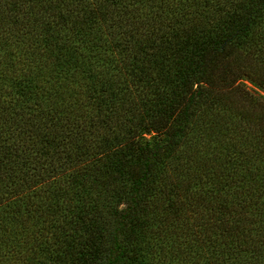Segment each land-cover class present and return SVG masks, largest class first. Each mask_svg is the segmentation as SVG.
Masks as SVG:
<instances>
[{"label": "trees", "instance_id": "trees-1", "mask_svg": "<svg viewBox=\"0 0 264 264\" xmlns=\"http://www.w3.org/2000/svg\"><path fill=\"white\" fill-rule=\"evenodd\" d=\"M243 81L264 0H0V264H264Z\"/></svg>", "mask_w": 264, "mask_h": 264}, {"label": "rangeland", "instance_id": "rangeland-1", "mask_svg": "<svg viewBox=\"0 0 264 264\" xmlns=\"http://www.w3.org/2000/svg\"><path fill=\"white\" fill-rule=\"evenodd\" d=\"M234 53V52H233ZM241 58H245L243 55H241ZM245 63L246 64H241V65H244V66H246V68H248L249 66H252V65H247L248 63H249V61H248V59H245ZM243 67V66H242ZM240 68H241V66H240ZM246 70H248V69H246ZM243 83H245V85H246V87H248L249 88V91L252 93V94H259V95H262L263 97H264V91L263 90H258L257 88H255V87H252L248 82H246V81H243ZM196 135V132L194 131V132H192V130H189L188 131V133H187V139L188 140H185V146H184V148L182 149V152H181V159L182 160H185V157L188 155V158L190 159V160H192V157L191 156H189V150H190V142H189V138H191V136L193 137V136H195ZM146 137H148V136H146ZM176 154V153H175ZM193 161V160H192Z\"/></svg>", "mask_w": 264, "mask_h": 264}]
</instances>
